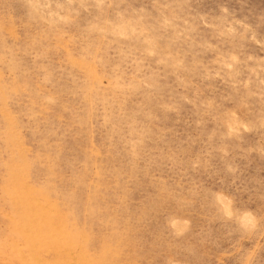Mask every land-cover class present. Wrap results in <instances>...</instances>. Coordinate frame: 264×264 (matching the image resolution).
I'll use <instances>...</instances> for the list:
<instances>
[{
	"label": "rangeland",
	"instance_id": "1",
	"mask_svg": "<svg viewBox=\"0 0 264 264\" xmlns=\"http://www.w3.org/2000/svg\"><path fill=\"white\" fill-rule=\"evenodd\" d=\"M0 264H264V0H0Z\"/></svg>",
	"mask_w": 264,
	"mask_h": 264
}]
</instances>
